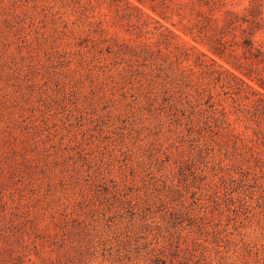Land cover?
Segmentation results:
<instances>
[{"label": "rangeland", "instance_id": "obj_1", "mask_svg": "<svg viewBox=\"0 0 264 264\" xmlns=\"http://www.w3.org/2000/svg\"><path fill=\"white\" fill-rule=\"evenodd\" d=\"M208 2L0 0V264H264V114L205 45L264 0Z\"/></svg>", "mask_w": 264, "mask_h": 264}, {"label": "trees", "instance_id": "obj_2", "mask_svg": "<svg viewBox=\"0 0 264 264\" xmlns=\"http://www.w3.org/2000/svg\"><path fill=\"white\" fill-rule=\"evenodd\" d=\"M195 1L209 3V0ZM225 14L219 29L206 36L205 45L233 68L230 73L233 78L257 96L255 109L264 114V44L254 38L260 29L257 7L251 6L241 15L234 11Z\"/></svg>", "mask_w": 264, "mask_h": 264}]
</instances>
